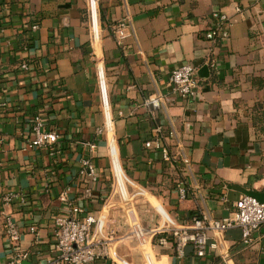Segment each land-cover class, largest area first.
Instances as JSON below:
<instances>
[{
	"label": "crops",
	"instance_id": "1",
	"mask_svg": "<svg viewBox=\"0 0 264 264\" xmlns=\"http://www.w3.org/2000/svg\"><path fill=\"white\" fill-rule=\"evenodd\" d=\"M98 1L96 51L88 0H0V264L17 250L24 254L22 264H46L56 255L52 230L55 217L67 210L61 199L67 188L82 215L106 211L102 239L114 258L90 264H144L128 236L106 136L97 133L105 119L100 62L127 177L122 193L128 200L133 196L131 216L146 229L171 228L168 216L178 224L203 213L233 216L245 194L264 202V26L257 19L264 18V0ZM219 11L230 18V35L208 40L204 33ZM183 63L198 71L205 64L211 68L208 77H199L192 98L173 96L168 86L171 70ZM152 94L166 99L153 113L145 105ZM37 113L59 139L52 147L26 150ZM158 127L170 161L146 146ZM91 142L98 145L93 158L99 179L87 195L79 169ZM181 180L189 190L185 199L178 193ZM10 192L25 200L3 201ZM6 216L22 231L17 250L6 236ZM255 236L254 245L242 247L241 228H232L204 257L191 244L180 257L172 242L155 241L152 253L156 264H264V224Z\"/></svg>",
	"mask_w": 264,
	"mask_h": 264
},
{
	"label": "built area",
	"instance_id": "2",
	"mask_svg": "<svg viewBox=\"0 0 264 264\" xmlns=\"http://www.w3.org/2000/svg\"><path fill=\"white\" fill-rule=\"evenodd\" d=\"M240 11V8H237ZM89 22L92 36L93 48L97 51L100 44L101 25L99 22V1L88 0ZM213 23L211 27L204 33L208 40L226 39L230 35V18L225 12H213ZM257 19L264 26V18L262 14L257 15ZM125 26L122 22L119 27ZM39 28V24L35 23L33 29ZM116 30L119 43H121L124 35ZM24 70L29 69L27 63L21 66ZM102 71V74H101ZM103 64L98 63V74L100 78V88L102 93V105L104 111V122L102 126L97 128V133L106 136L107 154L110 160V169L112 173L113 183L116 185L117 179L124 176L127 177L120 160L117 139L114 132V120L112 118L109 98L105 85V74ZM200 78L198 76V68L190 63H183L174 68L170 72L168 86L173 96L183 99L192 98L197 94ZM166 99L162 95L152 94L145 100V105L153 113L165 104ZM32 136L27 140L24 147L26 150L40 149L52 147L59 139V134L47 128L44 118L40 113L33 116L32 120ZM162 129H156V136L153 140L146 142L147 147H153L162 152L163 158L167 161L172 160L170 150L161 143ZM170 136L176 135L175 130L169 132ZM97 143H89V156L81 159L79 169V177L85 186L87 195L92 193L90 183L98 182L99 174L94 163V155L97 151ZM183 160L189 164V159L184 155ZM116 188V187H115ZM71 189L67 188L61 193V199L66 202V212L59 214L54 219L53 237L55 240L56 255L52 257L46 264H90L96 260L112 256L111 249L105 237L106 231V211L96 217L92 214L82 215L85 210L82 206L77 205L70 198ZM124 202L129 217V237L135 240L137 247L147 249L150 247L151 252L144 253L145 264H156L154 260L153 248L155 241L164 246L173 243L180 257L184 256L186 247L192 245L196 254L204 257L210 250L218 248L222 237L232 228L239 227L242 231L241 246L250 247L257 241L255 232L264 224V202L259 201L252 195H242L238 202V209L233 216L224 218H215L208 213H203L193 217L189 224H178L170 216L165 220L171 225V228L156 227L146 229L139 217L131 216L133 211V196L128 200L123 196L122 190H117ZM178 193L180 198L185 199L189 195L186 182L181 180L178 182ZM20 198L25 200L24 196L16 192H10L3 197V201L10 202L13 199ZM1 213V208H0ZM6 236L12 246L18 249L21 240L22 231L16 221L6 216L5 219ZM35 227H31V231H35ZM110 238L113 232L107 233ZM101 237V238H99ZM147 257H146V256ZM24 254L21 250H17L10 257L6 264H22ZM147 260V263H146Z\"/></svg>",
	"mask_w": 264,
	"mask_h": 264
},
{
	"label": "water",
	"instance_id": "3",
	"mask_svg": "<svg viewBox=\"0 0 264 264\" xmlns=\"http://www.w3.org/2000/svg\"><path fill=\"white\" fill-rule=\"evenodd\" d=\"M211 68L209 64L203 65L199 71H198V76L199 77H208L210 75Z\"/></svg>",
	"mask_w": 264,
	"mask_h": 264
},
{
	"label": "rangeland",
	"instance_id": "4",
	"mask_svg": "<svg viewBox=\"0 0 264 264\" xmlns=\"http://www.w3.org/2000/svg\"><path fill=\"white\" fill-rule=\"evenodd\" d=\"M155 199V198H152V197H149V200L152 202V200ZM132 202H134V198L132 199ZM137 247V246H136ZM137 250L139 252V255L143 258L144 257V253L145 252H151V249L150 247H148L147 249H140L137 247ZM144 264H145V261H144Z\"/></svg>",
	"mask_w": 264,
	"mask_h": 264
},
{
	"label": "bare ground",
	"instance_id": "5",
	"mask_svg": "<svg viewBox=\"0 0 264 264\" xmlns=\"http://www.w3.org/2000/svg\"><path fill=\"white\" fill-rule=\"evenodd\" d=\"M102 74V73H101ZM119 188L123 191V180L122 177L117 179ZM125 195V194H124Z\"/></svg>",
	"mask_w": 264,
	"mask_h": 264
},
{
	"label": "trees",
	"instance_id": "6",
	"mask_svg": "<svg viewBox=\"0 0 264 264\" xmlns=\"http://www.w3.org/2000/svg\"><path fill=\"white\" fill-rule=\"evenodd\" d=\"M87 16H88V21H89V11L88 10H87ZM99 22H100V25H101L100 14H99Z\"/></svg>",
	"mask_w": 264,
	"mask_h": 264
}]
</instances>
